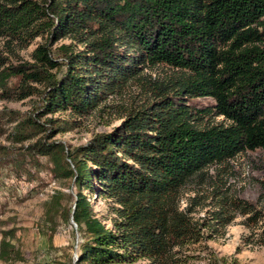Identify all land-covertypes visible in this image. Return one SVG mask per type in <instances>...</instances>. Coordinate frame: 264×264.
Masks as SVG:
<instances>
[{"label": "trees", "instance_id": "trees-1", "mask_svg": "<svg viewBox=\"0 0 264 264\" xmlns=\"http://www.w3.org/2000/svg\"><path fill=\"white\" fill-rule=\"evenodd\" d=\"M39 36L44 41L32 61L13 64L0 53V101L41 97L35 109L8 110V118L16 142L43 133L29 151L48 157L54 176L75 186L64 217L85 239L74 264H175L178 249L198 243L211 227L180 207L181 190L211 166L264 148V0H0V39L24 47ZM63 37L84 48L66 43L52 50ZM157 65L172 68L174 78L156 83L110 131L71 149L50 140L76 126L41 117L88 116L109 95L142 84L143 68ZM200 98L213 102L204 107ZM200 112L227 122L201 126ZM84 189L120 206L116 219L107 218L111 226L94 213ZM230 204L247 215V226L264 231L253 202ZM214 214L223 226L232 218L224 209ZM12 237L13 230L0 229L3 263L24 260Z\"/></svg>", "mask_w": 264, "mask_h": 264}, {"label": "rangeland", "instance_id": "rangeland-1", "mask_svg": "<svg viewBox=\"0 0 264 264\" xmlns=\"http://www.w3.org/2000/svg\"><path fill=\"white\" fill-rule=\"evenodd\" d=\"M42 41L44 38L39 36L22 47L1 38L0 53L9 63L32 61V52ZM66 43H73L75 51L84 48L71 37L56 40L51 48L54 50ZM53 56L58 57L56 53ZM65 70L63 67L61 72ZM141 74L145 77L142 84L133 83L123 92L109 95L88 116L58 111L41 117L40 122L46 117L64 118L76 126L67 132L56 133L50 140H59L66 149H71L97 133L110 131L120 123L125 110L144 102L156 83L173 79L176 72L168 66L157 65L143 68ZM212 102L210 98L198 100L204 107ZM39 103L38 93L19 101H0V229L13 230L12 241L24 258L11 263L0 261V264H74L85 239L72 218L64 217L74 201L76 189L72 181L55 177L49 158L29 151L31 144L43 133L22 142L14 139L15 123L9 120L8 110L24 113L35 109ZM196 118L195 122L201 126L227 122L212 113L200 112ZM57 191L61 194L56 203L52 196ZM83 192L90 198L94 213L111 226L107 218L116 219L115 209L120 206L107 198L91 195L85 189ZM233 198L253 202L264 214V148L246 150L223 164L211 166L181 190L180 207L191 208L193 220L207 222L211 227L202 229L203 238L198 243L177 248L175 264H264V231L258 228L259 225L245 224L247 215H242L230 204ZM223 209L232 216L225 226L211 219L215 212ZM120 264H149V260Z\"/></svg>", "mask_w": 264, "mask_h": 264}]
</instances>
